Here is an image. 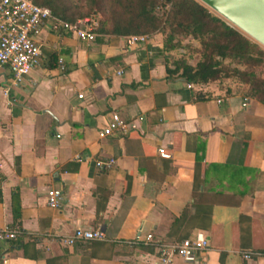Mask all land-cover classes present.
Returning a JSON list of instances; mask_svg holds the SVG:
<instances>
[{"label":"crops","instance_id":"obj_1","mask_svg":"<svg viewBox=\"0 0 264 264\" xmlns=\"http://www.w3.org/2000/svg\"><path fill=\"white\" fill-rule=\"evenodd\" d=\"M147 39L47 27L21 84L0 66V231H19L0 238V264H158V245L198 231L210 249L195 264H264V107L236 85L169 75L175 53ZM112 116L126 130L100 136ZM76 228L105 240L68 247Z\"/></svg>","mask_w":264,"mask_h":264},{"label":"trees","instance_id":"obj_2","mask_svg":"<svg viewBox=\"0 0 264 264\" xmlns=\"http://www.w3.org/2000/svg\"><path fill=\"white\" fill-rule=\"evenodd\" d=\"M31 1L71 25L86 18L92 19L93 14H101L103 19L98 24L96 36L150 38L160 35L167 54L185 49L183 43L186 40L198 42L201 60L196 67L177 63L173 71L167 70L169 75H177L194 86L214 84L227 78L237 79L248 87L244 97L264 107V79L254 73L257 69H264V50L231 29L196 0H86L88 8L80 7L72 0ZM167 8L168 11L163 13L162 10ZM51 60L55 62L54 57ZM226 61L244 70L230 69V66L223 65ZM194 189H198L196 184ZM13 204L17 210L16 196Z\"/></svg>","mask_w":264,"mask_h":264},{"label":"built area","instance_id":"obj_3","mask_svg":"<svg viewBox=\"0 0 264 264\" xmlns=\"http://www.w3.org/2000/svg\"><path fill=\"white\" fill-rule=\"evenodd\" d=\"M51 13L49 9L36 6L31 0H0V66L10 71L17 84H21L25 77L40 66L43 51L38 38L43 29L49 27L53 33L66 32L87 43L95 41L98 24L93 19L87 18L71 25L53 17ZM147 40V37L131 38L132 43H145ZM111 121L100 136L108 137L126 130V126L117 116H112ZM159 154L163 158H169L162 150ZM114 163L113 160L108 163L98 162L97 166L99 169L108 170ZM61 200L62 194L59 190L52 189L47 192L48 206L60 209ZM18 234L17 229L5 228L0 231V238L14 240ZM104 240L105 235L100 229L76 228L69 238L64 240V244L70 247L76 242ZM151 241V235L145 239L147 245H151ZM158 247V264H172L175 257L185 264H195L198 255L210 249V240L204 232L198 231L191 239H185L179 244H161ZM249 256L247 254L243 257Z\"/></svg>","mask_w":264,"mask_h":264},{"label":"water","instance_id":"obj_4","mask_svg":"<svg viewBox=\"0 0 264 264\" xmlns=\"http://www.w3.org/2000/svg\"><path fill=\"white\" fill-rule=\"evenodd\" d=\"M244 37L264 49V0H197Z\"/></svg>","mask_w":264,"mask_h":264},{"label":"rangeland","instance_id":"obj_5","mask_svg":"<svg viewBox=\"0 0 264 264\" xmlns=\"http://www.w3.org/2000/svg\"><path fill=\"white\" fill-rule=\"evenodd\" d=\"M75 3H78V5L80 7H85L88 8L89 6L86 3V0H72ZM197 1V0H196ZM198 2V1H197ZM199 3V2H198ZM166 11H168L167 9H163L162 12L166 13ZM210 11V10H209ZM212 13V15H214L215 17L216 14L213 13L212 11H210ZM91 17H93L92 19L99 24V22L103 19V17L98 14H93ZM218 18V17H217ZM87 19V18H86ZM220 19V18H219ZM221 20V19H220ZM224 22V21H223ZM227 23V22H226ZM228 25V24H227ZM229 26V25H228ZM230 27V26H229ZM232 29V28H231ZM240 34V33H239ZM243 36V35H242ZM244 37V36H243ZM247 38V37H245ZM248 39V38H247ZM250 40V39H249ZM251 41V40H250ZM253 42V41H251ZM254 43V42H253ZM183 46L185 49L183 50H178V51H174L172 53H175V56L173 58H171V67L174 68V65L177 63H186L187 65L191 66V67H196V65L200 62L201 60V45L198 42H194L193 40H186V42L183 43ZM260 47V46H259ZM262 48V47H260ZM263 49V48H262ZM264 50V49H263ZM223 65L225 66H230V69H238L239 71H243V68L240 67H236L233 63L226 61L223 63ZM255 75L261 79H264V69H257L254 71ZM217 83H220L221 85H236L237 87L243 89V91H247L248 87L242 85L237 79H222L221 81H218Z\"/></svg>","mask_w":264,"mask_h":264}]
</instances>
